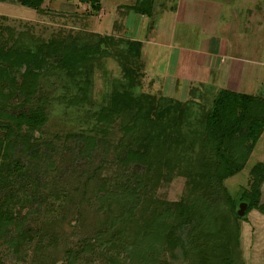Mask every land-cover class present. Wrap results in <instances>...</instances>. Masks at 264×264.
<instances>
[{
	"label": "rangeland",
	"instance_id": "obj_1",
	"mask_svg": "<svg viewBox=\"0 0 264 264\" xmlns=\"http://www.w3.org/2000/svg\"><path fill=\"white\" fill-rule=\"evenodd\" d=\"M111 1L104 3L111 6ZM2 9L6 11H0V48L35 51L52 41L94 46L105 38V22L100 26L96 19L99 13L79 0H46L43 11L7 0ZM112 15L115 19L116 11ZM126 46L120 40L116 49L102 45L83 70L64 72L54 58L44 66L46 72L35 83L29 103L22 94L7 103L0 97V206L15 216L0 223V264H106L127 258L118 246L90 248V242L107 229L108 219L119 213L117 201L111 207L100 203L99 186L104 182L110 192L120 193V186L136 187L141 177L145 186L140 190V217L175 210L200 195L213 201L219 196L216 189L202 186L207 181L201 174L202 155L186 138L189 127L202 125H192L183 118L185 113H176L165 119L172 124L159 130L154 122L135 119L138 106L124 108L119 103L118 95L127 91L161 99L148 92L141 63L122 52ZM12 72L22 81L18 69ZM212 100H204L203 108L212 109ZM103 109L117 114L99 122L96 115ZM38 111L45 116L41 124L24 123L20 129L4 115L25 113L35 118ZM130 152L146 153L148 159L126 164ZM261 162L264 134L245 169L226 181L228 195L239 207L253 182L251 170ZM262 191L264 202V184ZM180 251L165 246L160 260L195 263Z\"/></svg>",
	"mask_w": 264,
	"mask_h": 264
},
{
	"label": "trees",
	"instance_id": "obj_2",
	"mask_svg": "<svg viewBox=\"0 0 264 264\" xmlns=\"http://www.w3.org/2000/svg\"><path fill=\"white\" fill-rule=\"evenodd\" d=\"M17 1L22 6L37 11H43L46 2V0ZM79 2L88 4L94 13L101 11V0ZM152 2L153 0H143L135 10L143 12L141 6ZM78 44L75 41L69 44L52 41L47 45H39L35 51L0 48V97L7 103L11 101L10 97L17 98L16 96L22 94L24 103H29L32 94L35 93V83L41 74L46 72L43 71L44 66L50 65L51 60L58 59L57 66L64 72L73 71V68L83 70L100 53L102 45L116 49L118 40L105 37L94 46ZM126 47L122 52L129 58L139 60L141 44L128 43ZM17 69L22 76L20 82L12 72ZM5 89L7 91H3ZM137 96L127 91L122 96L123 99L118 95L119 103L123 104L124 108L130 106L133 109L135 105L138 106L135 119L143 117L144 121L149 120V124L154 122L159 130H164L162 126L167 124L165 119L174 117L176 113H185L183 118H186L188 123L192 121V125H202V129L196 126L189 127V135L186 138L194 148L199 147L202 155L201 174L202 178L207 180L202 186L216 189L219 196L213 201L200 195L189 204L180 205L175 210H157L152 215L140 217L138 213L141 205L140 190L145 186L141 177H138L140 183L137 182L136 187L120 186V193L110 192L106 182L101 183L99 186L101 205L107 203V206L111 207L115 205L113 202L117 201L120 204L119 213L114 219H108L107 229L90 242V248L100 244L114 250L118 246L127 254V258L121 262L109 260L106 264H127L126 261L129 264H172L160 260L163 248L168 245L181 249L180 252L185 254L186 260L189 262L193 260L194 264H233L229 258V246L231 247L232 239L236 242L239 239L240 221L246 219L254 210L264 214L262 202L264 162L255 165L251 170L253 182L250 183L249 191L241 198L242 202L248 203V211L242 217L238 214L239 204L236 203V199L228 195L226 181L245 169L264 133V99L221 91L214 99L212 109L208 110L201 107H185L176 101L156 99L150 95ZM22 105L23 103H20V106ZM116 114L111 109H103L97 113L96 119L104 122L106 119L114 118ZM4 115L12 119L19 129L24 123L32 122L39 126L45 118L42 111H38L35 118L27 117L25 113ZM152 116H155L154 119ZM171 124L168 122L166 126ZM176 130L180 132L181 128L177 127ZM198 132L203 134L202 138ZM91 138L95 141L94 137ZM147 159L146 153L130 152L125 161L126 164L131 161L144 164ZM13 217L15 218L11 210L0 206V223L4 218L7 221V218L11 220Z\"/></svg>",
	"mask_w": 264,
	"mask_h": 264
},
{
	"label": "crops",
	"instance_id": "obj_3",
	"mask_svg": "<svg viewBox=\"0 0 264 264\" xmlns=\"http://www.w3.org/2000/svg\"><path fill=\"white\" fill-rule=\"evenodd\" d=\"M111 2L101 0L96 16L100 26L105 22L102 35L141 44L138 59L150 94L192 108L213 103L221 91L264 99V0H153L141 6L144 13L135 10L143 0ZM239 228L229 246L231 262L264 264V214L250 212Z\"/></svg>",
	"mask_w": 264,
	"mask_h": 264
},
{
	"label": "water",
	"instance_id": "obj_4",
	"mask_svg": "<svg viewBox=\"0 0 264 264\" xmlns=\"http://www.w3.org/2000/svg\"><path fill=\"white\" fill-rule=\"evenodd\" d=\"M246 209H248V203L243 202L239 207L238 214L242 217L245 215Z\"/></svg>",
	"mask_w": 264,
	"mask_h": 264
}]
</instances>
